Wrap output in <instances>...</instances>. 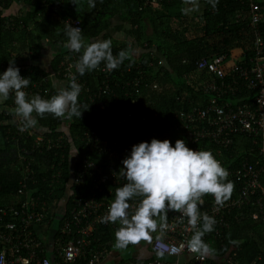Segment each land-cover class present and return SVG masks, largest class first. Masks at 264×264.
Wrapping results in <instances>:
<instances>
[{"label":"trees","instance_id":"obj_1","mask_svg":"<svg viewBox=\"0 0 264 264\" xmlns=\"http://www.w3.org/2000/svg\"><path fill=\"white\" fill-rule=\"evenodd\" d=\"M15 1L25 5L22 12L5 14V10ZM181 1L163 0L157 6L168 9L165 13L162 12L163 8L150 5L139 10L138 5L142 0H95L94 8L89 6V0H0V73H3L9 62L14 60L19 71L30 79L29 86L32 87L34 80L41 81L40 90L32 87L33 92L28 93V96L39 94L42 98H49L55 91L48 71L35 62L44 44L49 42L60 44L67 41L64 21L73 17L81 20V32L85 43L108 39L111 36L108 29L112 18L116 16L120 20L117 28H121L125 34L141 44L142 51L135 57L127 41L118 43L111 40L114 56L121 50L129 52V58L111 71L112 81L118 80L122 84L126 79L140 75L145 76L150 82H159L156 87L153 84H141L137 91L132 92L131 97L137 105L136 112L149 114L156 112L161 121H157L155 128L160 131L167 129L175 139L174 142L183 139L174 131V124L178 121L176 112L189 108L195 102H205L208 94L199 88L202 83L215 77L211 71L198 68L196 60L205 55L225 54L226 57L230 49L237 45L241 49L239 60L224 65L228 72L235 63L250 64L255 56V50L247 2L217 0L213 7L208 0H199L205 7L201 23L197 27L192 23L193 18L186 15L171 23V20L176 18ZM147 24L150 25V31L147 30ZM260 27L264 40V21L260 23ZM73 54L80 55L70 49L58 52L51 61L53 71L58 70L60 60L70 59ZM128 64L132 65L129 70ZM101 75L102 71L97 68L79 76L80 81L84 80L89 86L95 87ZM115 89L118 91V97L112 95L107 97L104 108H99L96 102L85 97L86 92L80 93L78 97L79 109L82 111L80 119L75 116L71 119L55 118L51 114L39 117L33 113L41 130L35 128L31 133L18 129L17 124L21 120L15 121L11 110L4 106L12 102L13 93H10L8 100L0 102V206L17 204L19 199L24 197L18 194V186L23 176L24 165L28 161L34 169L36 180L28 182V187L36 189L41 193L42 199H48V202L52 200L57 202L64 198L65 210L60 225L75 197L83 198L90 191H94L100 199L103 192L110 190V198L115 195L116 188L127 183V181L115 183L112 179L100 183L95 188L94 175L89 171H83L81 177L78 174L83 159L101 163L96 147L91 146L84 136V130L93 116L105 118L101 125H98L100 133L106 132L105 138L110 141L117 136L115 120L122 112L120 105L130 103L129 97L124 93L127 90L131 91V87L121 89L115 85ZM251 96L250 90L240 85L235 94H225L224 99L237 103L241 97L251 100ZM67 120L66 125L64 122ZM62 123L67 126L66 136L62 129H59ZM38 135L51 137L62 135L63 144L61 147L54 146L49 149L45 147H41L40 150L32 149L34 139ZM137 143L138 140L134 141V144ZM71 145L77 151L74 159L70 153ZM200 145L213 146L207 140H202ZM256 145L249 137L236 135L234 142L227 149H223L222 166L227 170L233 168L238 165L241 157H246L252 162L257 160V165L261 163L263 165L260 179L264 183V163L257 154ZM122 160L117 159L116 164H121ZM107 164H104V171L108 169ZM228 180L234 183L235 192L237 184L233 175L229 174ZM17 195L19 198H16ZM16 206L19 207L20 204ZM39 208L38 206L37 209ZM255 210V205L251 203L232 208L223 215L221 225L215 223L213 230L205 234L203 241L211 249L207 252L208 255L206 253L209 264H264L263 259L259 257L264 251V219L254 218L252 213ZM45 211L44 221L48 219L46 208ZM103 225L102 223L97 225L96 235H100L99 239H103L102 242L109 241L111 245L115 244L116 230ZM59 230L60 226L55 231L56 235ZM215 256L226 257L223 258L224 261L223 259L219 261Z\"/></svg>","mask_w":264,"mask_h":264},{"label":"built area","instance_id":"obj_2","mask_svg":"<svg viewBox=\"0 0 264 264\" xmlns=\"http://www.w3.org/2000/svg\"><path fill=\"white\" fill-rule=\"evenodd\" d=\"M154 1L157 0H142L138 9L142 10L147 5L155 4ZM241 1L247 2L250 11L249 22L253 30L254 58L251 59L250 64L231 65L228 72L224 69L225 54L205 55L198 58L197 67L211 71L215 77L202 83L200 88L198 87L203 93L208 94L205 102H195L189 108L176 112L178 121L174 124V131L181 135L188 147L198 151L209 150L220 162H222L223 149H227L234 142L236 135L242 134L249 137L253 144H257V154L264 163V40L260 27V23L264 21V2ZM69 24L82 29V23L78 17L67 18L64 25L67 27ZM77 60L76 55L73 59L61 60L57 73L68 82L75 74L77 82L82 86L80 93L86 92L85 97L96 102L99 108L105 107V101L110 95L118 97L115 85L121 89L126 86L131 87V91L127 90L124 93L129 97L130 103L120 105L122 112L115 120L117 136L110 140L111 142L105 138L106 132L98 131V125H101L105 118L93 116L90 119L89 125L84 130V136L91 146L96 147L101 163L83 159L78 173L79 177L82 176L83 171H89L94 175L95 188L100 183L112 179L115 183H122L127 181L122 175L123 164H116V161L120 158L124 159L130 153L134 141L150 142L153 138L169 141L171 139V132L155 128L159 119L157 113H137V105L131 97L132 92L137 91L139 85L153 84L156 87L159 82H150L145 76L135 75L120 84L118 80L112 81L111 71L106 69L104 63H101L98 67L102 71L101 78L96 86L92 87L86 81H80V76L74 67ZM131 66L128 64L127 69L129 70ZM20 75L26 77L22 72ZM240 85L250 90L251 100L241 97V100L234 103L224 99L225 94H235ZM40 86L41 81H32V87L40 90ZM32 87L28 85L24 91L32 93L34 89ZM13 95L14 103L15 94ZM17 127L20 130H27L23 128L21 122L17 124ZM63 138L62 135L56 137L38 135L34 139L32 149L61 147ZM202 140L209 141L213 146L202 147L200 145ZM106 163H108V169L104 171L103 167ZM257 163V160L252 162L246 157H241L237 166L228 169L229 174L235 179L237 190L222 205L216 204L212 195L208 197L205 195L203 203L199 206L200 213L202 215L206 213L221 225V219L226 212L251 203L256 207L252 216L264 219V183L260 179L263 165L262 163L257 165ZM34 176V169L28 161L24 165L23 176L18 186V194L24 195V199L20 198L17 204L0 206V264H52L51 259L42 254V243L32 228L34 223L44 221L46 216L41 193L28 187V182L36 181ZM109 193L110 190L103 192L99 199L94 191H90L83 198L73 199V204L60 225L61 245L57 248V264H95L106 256L108 250L105 247L95 246L92 241L100 237L95 233L99 223L115 230L120 226L118 222H105L109 206L115 198V195L109 198ZM138 201V197L129 201L130 213ZM19 204V207L16 206ZM38 206L39 209H37ZM192 235L193 229L188 223V218L182 216L180 212L169 211L166 219L159 221L158 229L151 239L150 247L154 256L145 258L129 256L120 258L113 264H209L206 253L192 252L190 247ZM164 256L171 258L165 259ZM259 257L264 261V251Z\"/></svg>","mask_w":264,"mask_h":264},{"label":"clouds","instance_id":"obj_3","mask_svg":"<svg viewBox=\"0 0 264 264\" xmlns=\"http://www.w3.org/2000/svg\"><path fill=\"white\" fill-rule=\"evenodd\" d=\"M216 2L208 0L213 7ZM184 4L191 5L182 9L184 14L200 9L199 0H184ZM89 6L94 8L95 0H89ZM66 36L67 48L80 53L74 67L81 76L97 69L101 63L112 71L129 58L127 50L113 55L111 39L85 43L81 29L72 24L66 27ZM29 84L30 79L20 75L14 60L0 73V102L8 100L10 93L15 94V107L11 111L21 120L23 128L36 126V116L45 114L55 118L71 119L75 116L80 119L82 111L78 97L82 86L75 74L70 77L67 87L49 98H42L39 94L29 97L24 91ZM122 164V175L127 183L116 188L115 198L105 217V222H118L120 225L115 231L118 248L149 239L150 233L157 231L159 221L166 219L167 213L172 211L188 218L193 229L190 240L192 252L211 251L203 236L213 230L216 221L206 213L202 215L199 206L205 195H212L216 204L222 205L234 190V183L228 180V170L211 151L193 150L184 139H177L173 146L168 139L153 138L150 142L132 145ZM137 197L139 201L130 213L129 201Z\"/></svg>","mask_w":264,"mask_h":264},{"label":"crops","instance_id":"obj_4","mask_svg":"<svg viewBox=\"0 0 264 264\" xmlns=\"http://www.w3.org/2000/svg\"><path fill=\"white\" fill-rule=\"evenodd\" d=\"M162 1L163 0L154 1L153 3H155V4H152L150 6L158 7V8L162 9L163 8L162 6H157ZM261 1L264 2V0H261ZM179 4L180 5L178 6V9H177L178 12H177L176 18L174 17L173 20H171V23L173 24L174 22H177L181 18V16L186 15L188 17H192L193 18L192 23H194L195 25H197V27H199V25L201 23L202 14H203L202 12L204 11V7H205L204 4L202 2H199V5H200L199 11H193V12H190L188 14H184L182 9L185 7H191V5H185L184 0H182ZM24 7H25V5L20 3V1H15V3H13L12 6H10L7 10H5L4 13L5 14L11 13V12L12 13H17V12L20 13L24 9ZM179 9L181 11H179ZM167 11H168V9H164V8L162 9V12L166 13ZM249 17H250V11H249ZM249 20H250V18H249ZM119 23H120L119 18L114 16V18H112L111 26L108 29L110 31V34H111L110 38L108 37V39H111L112 41H115L118 43L121 41L122 42L127 41L126 43L129 47L130 51L132 52V54L135 57L139 56L140 52L142 51L141 44H138L133 37L125 34V32L121 28L118 29L117 24H119ZM149 24H147V30L148 31H150V25ZM67 41H63L62 43L60 42V44L50 43V42L45 43L44 46L42 47V50H41L39 56L35 59V62H37V64L42 69H46L48 71V77L51 80L55 94L59 89L67 87V84L69 83L66 79L63 78V76L60 77V75L57 73L56 70L54 72L52 67H51V61L54 59V56L58 52H62V51H65L66 49H68L66 46ZM240 50L241 49L237 45L233 46L230 49L228 56L225 57L224 65L232 64L233 61L239 60V55L241 52ZM73 56H75V55L74 54L71 55L70 59H73ZM76 57L79 58V55L77 54ZM62 60H65V59H62ZM60 62H61V60H60ZM60 62H59V64H60ZM4 106H6L8 109L11 110L15 107V104L12 101L8 104H4ZM144 106H142V107H144ZM154 113H156V112H154ZM150 114H152V113H150ZM12 118L15 121L20 120L13 113H12ZM158 121H161L160 117H159ZM64 123L67 125L68 120ZM64 123H62L59 126V129H62L64 136H66L67 131H65V129L67 128V126L64 125ZM35 128H37L38 130H41V128L38 125H36L34 127H28L26 129L28 130L29 133H31L32 131L35 130ZM174 140L175 139H173V136H171L170 142L172 143V145H174V143H175ZM71 146L72 147L70 148L71 149L70 153H71V156H73L72 158L74 159L75 156H77V151L75 150L73 145H71ZM206 196L208 197L209 195H206ZM16 198H19V195H17ZM43 202H44L45 208L48 210V219H46V221H44L42 223L41 222L34 223L32 225V228L42 243V251H41L42 254L47 255L51 259L52 264H57V248L61 245V243H60V238H59L60 234L57 233V235H56L55 231L60 226V221H61L60 219H61V217H63V213L65 210V200L62 197L57 202H55L54 200L48 202V199L47 200L43 199ZM54 220L58 221L57 226H54ZM155 232L150 233L149 239H146V240L143 239L144 242L141 245V249L138 250L141 254L139 256H136V257H144L145 258V257H150V256L154 255V253L151 250L150 243H151V239H152ZM99 238H101V237H99ZM99 238L93 239L92 243L98 247H105L108 250V253L106 254L105 257H103L101 260L97 261L95 264H113V263H116L120 258H123L117 249H113L114 244L111 245L109 241L102 242L103 239L101 240ZM207 255H208V253H207ZM163 258L170 259L171 257L164 256ZM217 258H219V257L215 256L216 260H217Z\"/></svg>","mask_w":264,"mask_h":264},{"label":"rangeland","instance_id":"obj_5","mask_svg":"<svg viewBox=\"0 0 264 264\" xmlns=\"http://www.w3.org/2000/svg\"><path fill=\"white\" fill-rule=\"evenodd\" d=\"M58 224V221L57 220H54V226H57ZM143 239L137 243L136 245H132V246H127L125 248H118L116 246V243L114 244V247L113 249H117L119 252H120V255L125 258V257H129V256H139L141 253L138 251L141 249V245L143 244ZM226 257V256H224ZM224 257H219L217 258L219 261H221ZM225 259H223L224 261ZM226 260L228 261L229 260V257L226 258Z\"/></svg>","mask_w":264,"mask_h":264}]
</instances>
